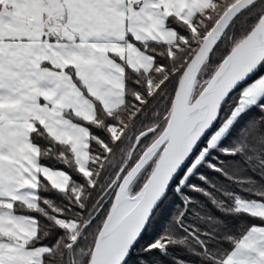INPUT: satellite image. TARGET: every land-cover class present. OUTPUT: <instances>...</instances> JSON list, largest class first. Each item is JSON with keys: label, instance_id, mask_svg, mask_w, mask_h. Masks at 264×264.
<instances>
[{"label": "snow or ice", "instance_id": "snow-or-ice-1", "mask_svg": "<svg viewBox=\"0 0 264 264\" xmlns=\"http://www.w3.org/2000/svg\"><path fill=\"white\" fill-rule=\"evenodd\" d=\"M0 264H264V0H0Z\"/></svg>", "mask_w": 264, "mask_h": 264}, {"label": "trees", "instance_id": "trees-1", "mask_svg": "<svg viewBox=\"0 0 264 264\" xmlns=\"http://www.w3.org/2000/svg\"><path fill=\"white\" fill-rule=\"evenodd\" d=\"M239 31H240V29L238 28L237 32H239ZM223 54H225V44L222 43V44H220V46L216 50V57H214V62L216 61V59H218ZM170 87H171V85H170ZM238 92H239V89H237L236 93H233V96H236ZM229 103L234 104V100L230 99ZM227 114H228V105H225V110L221 113V116L225 117ZM260 115H261V113L257 109L254 108L251 111H249L248 113L244 114L240 123L242 124V123H244V121H246L250 118H258ZM237 127H239V125ZM228 142H229L228 140H225L224 144L227 145ZM221 159L225 160V161H232V160L238 159V157L232 158V157L221 156ZM42 162L45 164H48L49 166H53V167H63V165L58 164L54 159H52V160L45 159ZM200 171L205 173L207 176L210 177V183H216L217 184V188L219 190L214 192V195L217 198H222V194L224 191V187H222V185L228 187L230 190H234V191L239 192V187L236 183H229L219 174H217L215 172H210L206 168H201ZM231 171L232 170L230 169V173H231ZM238 175L241 177H244V176H253L254 174L251 172H240V173H238ZM256 179H259V177H256ZM191 182L200 184V181H198L195 177L192 178ZM201 186L205 187L209 191H213V189L210 187V185H201ZM185 192L188 195H190L191 197L195 198V200L198 203H202L203 205H207L208 208H210L216 216L221 215L220 212L216 211L209 204L208 199L205 198L203 195L195 193V192H189L187 189H185ZM239 194L244 195V193H242V192H240ZM44 195L52 197V198H57V197H55V194H53V193H44ZM167 203H168L169 207L166 209V214L164 216H162L160 218V220L158 221V224H160V225H162L167 219H169L168 214H175L179 211L180 207H182L180 198L177 195H175L172 191L169 192V200ZM193 207L195 210V206H193ZM102 218L103 217L101 216V219ZM224 219L228 223L229 230L233 233H236L237 235H239V233L244 228H246L247 226L252 225V224H259L258 219H253L249 215H226L224 217ZM191 220H192V214L189 213L188 222H191ZM96 223L98 224L99 220ZM94 227H95V225H94ZM154 234L155 233H152V232L146 233L144 235L143 239H141L140 244L143 245ZM45 242L48 243L50 241H45ZM218 246L227 249L230 247V244L221 243ZM190 259H194V257H190Z\"/></svg>", "mask_w": 264, "mask_h": 264}]
</instances>
